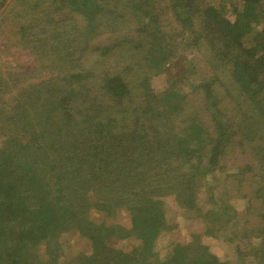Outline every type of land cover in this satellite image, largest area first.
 I'll return each mask as SVG.
<instances>
[{
  "label": "trees",
  "instance_id": "1",
  "mask_svg": "<svg viewBox=\"0 0 264 264\" xmlns=\"http://www.w3.org/2000/svg\"><path fill=\"white\" fill-rule=\"evenodd\" d=\"M58 1L81 12L87 44L117 31L119 13L105 5L119 0ZM130 2L141 34L133 41L142 53L137 74L117 70L107 59L111 54L105 56L126 36L99 47L92 62L81 60L83 50H68L71 69L19 89L0 114V264H45L60 256L65 264H226L229 248L239 264L246 258L264 264V231L247 236L250 205L262 208L264 225V0H236L230 11L169 0L165 10L180 30L166 43L152 0ZM5 4L0 0V8ZM58 9H43L49 18L43 28L53 38ZM28 27L14 34L34 45ZM183 50L200 52L211 67L210 77L197 83L211 132L196 116L186 118L185 98L176 92L168 89L154 103L153 94L148 97L151 80ZM224 80L246 94L250 112L223 113L221 98L232 93ZM136 81L146 104L131 125L120 105L131 101ZM245 143L255 166L238 171L250 173L255 188L245 199L247 216H239L237 196H213L206 180L229 148ZM51 200L55 207L41 211ZM185 219L202 227L161 258L162 237L180 230ZM246 238L253 241L248 251L240 244Z\"/></svg>",
  "mask_w": 264,
  "mask_h": 264
},
{
  "label": "rangeland",
  "instance_id": "2",
  "mask_svg": "<svg viewBox=\"0 0 264 264\" xmlns=\"http://www.w3.org/2000/svg\"><path fill=\"white\" fill-rule=\"evenodd\" d=\"M57 1V2H56ZM167 1L169 0H152L154 10L159 17L161 16L160 31L164 35V41L170 42L171 37L178 35L180 30L179 22L175 20L171 12H167ZM201 7L216 6L223 8L226 11L231 10V5L236 0H199ZM130 0H119L117 2L109 1L105 6L106 8L113 9L119 13L117 20L116 32L113 35L104 33L98 38L90 40L87 44L83 37L84 19L80 11H73L72 7L59 2L58 0H6L5 7L0 8V114L5 106L11 103L12 97L17 95V91L27 86V84H34L36 81L46 79L50 73H65L71 69L73 63L68 60V50H83L80 53L83 55L81 60L83 62H92L94 58H97L101 52L97 49L99 47L109 46L115 38L120 36H126L127 40L124 44H118L113 50L110 49L108 54L109 63L112 67L120 71H125L128 74L138 73L140 70L139 63H136L140 57V47H137L133 41H138L140 32L137 29V17L134 10L131 7ZM59 6V7H57ZM166 6V7H165ZM56 8H62L55 13L54 17L58 18L57 23L52 25L57 27L56 38H53L51 29L38 31L43 28L47 17L45 12H52ZM44 9V11H43ZM105 9V7H104ZM160 9V10H159ZM5 12L3 13V11ZM159 10V11H158ZM64 12V13H63ZM31 13V14H30ZM38 16L42 18V21L31 17ZM64 17L65 21L59 22ZM5 18V19H4ZM231 20L234 19L232 15L229 16ZM49 21V20H48ZM28 22L36 24L35 29L28 27ZM26 24L28 29L35 35H29V38L36 39V44L25 43L19 32L15 35L14 32L18 27ZM21 42V45L16 46V41ZM17 41V42H18ZM85 44V46H83ZM73 46V47H72ZM71 47V48H70ZM87 47V48H86ZM183 48V47H182ZM100 52V53H99ZM200 52L192 51H180L177 58L172 59L161 71L158 77H154L151 82V91L149 92V99L151 93L154 97L150 100L154 103L164 94L166 90L176 92L180 97L185 98L184 110L186 118H193L196 116L203 125L212 131L211 119L209 112L203 106V101L197 90L198 80L203 78H209L211 75V67L208 64L206 58H204ZM70 58V57H69ZM97 66V65H96ZM232 93L226 95L227 98L222 99L220 102V108L227 117H231L232 109H241V111L252 110L246 100V94L241 93L239 90L231 86L229 82H225ZM137 81L133 85V92L131 95V101L126 102L120 106L124 107L130 112V124H135L141 113H144V103L141 98L143 90L137 85ZM224 94V93H223ZM119 106V107H120ZM195 117V118H196ZM243 115L238 114L240 120ZM184 118V119H186ZM246 164L255 166L251 150L247 143L242 147L241 145L233 146L227 150V154L221 161V166L213 175H210L206 184L212 188L213 196L221 197V192L234 194L237 196L236 210L239 216H247V200L253 193L255 183L250 173L247 174L244 170H239L245 167ZM254 186V187H253ZM250 196H249V195ZM203 195H207L204 191L200 196V202H203ZM46 208H54L55 202L53 200L48 201L41 207V211H48ZM262 208L259 204L254 203L250 205L249 223L247 225L248 235L255 234L257 230L264 231V225L261 221ZM186 220V219H185ZM202 227V222L195 220L191 221L187 219L182 228L174 234H166L162 237L159 249V255L161 258L169 257L172 249L177 244H186L191 241V234ZM243 227V226H242ZM247 234V233H246ZM221 243L220 248L225 251L229 246L223 242L222 239L216 240ZM252 242L250 239H244L241 244V249L248 251ZM137 240H131L128 248L134 249L137 245ZM229 256L226 259V264H239L240 259L235 254L234 249L229 248ZM238 258V260H237ZM254 264L253 259L246 258L245 264ZM45 264H65L63 256L48 260Z\"/></svg>",
  "mask_w": 264,
  "mask_h": 264
}]
</instances>
